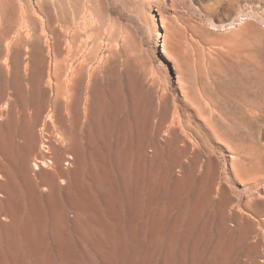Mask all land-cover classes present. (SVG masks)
Wrapping results in <instances>:
<instances>
[{"label": "bare ground", "instance_id": "6f19581e", "mask_svg": "<svg viewBox=\"0 0 264 264\" xmlns=\"http://www.w3.org/2000/svg\"><path fill=\"white\" fill-rule=\"evenodd\" d=\"M127 1L0 0V241L12 250L1 252L0 264H24V249L38 246L48 217L51 226L64 227L71 215L89 216L92 197L82 188L100 178L85 160L89 142L108 151L112 143L125 155L132 180L140 154H167L155 175L162 184L184 175L174 193L190 199L181 213L188 227L221 223L247 245L245 264H264V69L244 47L248 35L260 33L234 18L211 22L212 30L229 26L227 35L203 39L198 23L179 9L181 1L129 0L143 6L139 15L156 32L165 70L154 61L144 71L150 92L147 101L137 97L142 113L137 99L120 101L113 91L103 92L98 105L95 87L128 57L122 51L131 25L119 9ZM224 55L251 60L255 72L219 92L217 58Z\"/></svg>", "mask_w": 264, "mask_h": 264}, {"label": "rangeland", "instance_id": "374dc122", "mask_svg": "<svg viewBox=\"0 0 264 264\" xmlns=\"http://www.w3.org/2000/svg\"><path fill=\"white\" fill-rule=\"evenodd\" d=\"M176 1L177 4L181 1L179 9L182 12L184 11V15L188 19L197 22L201 27L200 30L204 33L200 31V35L203 39L212 40L220 33L227 35L226 33L230 32L228 30L229 26L216 27L212 30L211 22L217 25L227 24L229 20L234 18L237 19V24L243 23L250 32L251 30H257L261 35L259 34L257 38L254 35H248L249 37L247 38H251L249 40L246 39L245 44H243L244 47L246 46L250 49L249 54L251 57L259 58L264 69V0ZM142 8L141 3L133 1L129 3V0L125 7L121 6L119 8L122 16L128 19L129 26L131 25V36L126 45V52L122 51V59L126 55L128 57L126 56V61L122 66L119 64L117 68L110 72L109 81L99 83L95 87L98 105L102 103V93H109L110 91H113L114 97L120 101L131 103L137 97L147 101L150 91L147 85L144 84L145 82L142 81L144 71H147L152 66V63L154 64V61L157 65L161 63L159 66H161L163 72L165 70V58L162 57L161 50L156 48L154 42L156 41V32L150 27L149 20L147 21L139 15ZM127 10H130L131 13ZM129 14L131 15L129 16ZM248 14L250 17L247 16ZM240 17L242 19H239ZM244 19L245 22H243ZM217 29L219 32H217ZM231 58L232 55H224L217 58L219 68L215 73L216 81L214 87L215 90L219 89V92H221L220 88L232 89L233 87L230 88L232 84L239 85L240 82L245 81V78L255 72L253 71L255 64L251 63V60L248 63L243 61L245 63L243 64V62ZM143 68L144 70L142 71ZM165 73L164 75H166ZM260 90L264 92V88L261 87L259 88ZM137 103H139L142 113L143 109L138 99ZM154 109L151 108L153 117ZM94 141L97 140L94 139ZM261 142L264 144V136H262ZM110 145L111 147L108 151L104 146L101 148L99 143L89 142V150L85 160H87L86 162H88L90 168H97L96 171H98L100 176L98 182L92 183L93 186L85 184L82 188L85 190L84 196L86 199H88V196L92 197V199H89L90 201H87L91 205L93 204L89 216L83 220L76 219L75 216L71 215L69 220H66L68 222L65 225L66 228L65 226H60V224L51 226L52 221L48 217V225L45 228L47 232L44 229L41 239H38V246L31 245L26 247V250L24 249V264H35L37 257H43L42 264H245L242 259H244L246 254L247 245L241 241L237 233L229 234L218 222L216 226L204 228L202 223L197 221L196 227H188L186 219L181 217L187 197L182 193L180 197H177L174 193V190H176V179H181L184 175L177 172L174 176L170 175L163 184L160 176L158 174L155 175L158 169H164L165 166L162 160L168 157L167 154L156 156L151 153L147 155L140 154L141 157L138 158L133 175L134 180H132L125 155L121 151L118 152L115 146H112V143ZM93 154L95 155L93 156ZM96 155L102 157L100 161L94 159ZM103 167H106L109 173L104 175ZM193 170L188 168L190 173ZM152 177L154 179H151ZM197 185V178H192L191 186L193 189ZM193 189H191L192 195H188H191V198H193ZM147 190L150 191L147 193ZM74 193L79 195V193ZM60 199L64 201L63 199L66 198H63L62 195ZM45 209L46 212H49L48 207ZM227 234L229 235L227 236ZM8 249V246L0 241V254L3 252L9 256L12 250ZM10 255L15 258L12 253ZM251 257L254 260L257 255L253 254Z\"/></svg>", "mask_w": 264, "mask_h": 264}]
</instances>
